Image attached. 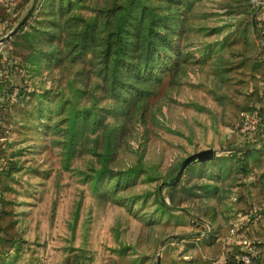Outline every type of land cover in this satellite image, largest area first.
Segmentation results:
<instances>
[{
  "label": "rangeland",
  "instance_id": "1",
  "mask_svg": "<svg viewBox=\"0 0 264 264\" xmlns=\"http://www.w3.org/2000/svg\"><path fill=\"white\" fill-rule=\"evenodd\" d=\"M263 16L36 0L0 41V264H241L244 236L264 264Z\"/></svg>",
  "mask_w": 264,
  "mask_h": 264
},
{
  "label": "water",
  "instance_id": "2",
  "mask_svg": "<svg viewBox=\"0 0 264 264\" xmlns=\"http://www.w3.org/2000/svg\"><path fill=\"white\" fill-rule=\"evenodd\" d=\"M36 0H32L30 5L26 8L25 12L20 16V18L15 22L13 26H11L4 34L0 35V41L3 39L9 37L11 34H13L17 28L25 21V19L30 14L32 8L34 7ZM215 154V148L213 147H205L198 150H195L189 154H187L185 157H183L178 165L175 168L174 174L171 176L170 181L167 180L168 184H171L173 181H175L180 174L182 173L183 169L191 162L203 160L206 158H210ZM163 183L161 182L159 184V187H161ZM157 264H159V257L157 258Z\"/></svg>",
  "mask_w": 264,
  "mask_h": 264
},
{
  "label": "built area",
  "instance_id": "3",
  "mask_svg": "<svg viewBox=\"0 0 264 264\" xmlns=\"http://www.w3.org/2000/svg\"><path fill=\"white\" fill-rule=\"evenodd\" d=\"M243 245L242 251L239 255V260L241 264H258L255 257L254 245L247 236L241 238Z\"/></svg>",
  "mask_w": 264,
  "mask_h": 264
},
{
  "label": "crops",
  "instance_id": "4",
  "mask_svg": "<svg viewBox=\"0 0 264 264\" xmlns=\"http://www.w3.org/2000/svg\"><path fill=\"white\" fill-rule=\"evenodd\" d=\"M261 16V15H260ZM258 17H259V14H258ZM263 18H264V16H263Z\"/></svg>",
  "mask_w": 264,
  "mask_h": 264
}]
</instances>
